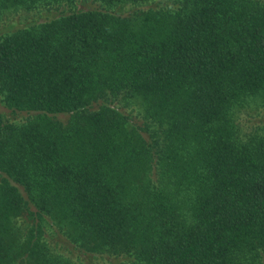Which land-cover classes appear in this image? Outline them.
Instances as JSON below:
<instances>
[{
  "label": "trees",
  "instance_id": "obj_1",
  "mask_svg": "<svg viewBox=\"0 0 264 264\" xmlns=\"http://www.w3.org/2000/svg\"><path fill=\"white\" fill-rule=\"evenodd\" d=\"M0 21V264H264V0Z\"/></svg>",
  "mask_w": 264,
  "mask_h": 264
},
{
  "label": "rangeland",
  "instance_id": "obj_2",
  "mask_svg": "<svg viewBox=\"0 0 264 264\" xmlns=\"http://www.w3.org/2000/svg\"><path fill=\"white\" fill-rule=\"evenodd\" d=\"M10 17H11V18H14L15 16H10ZM3 18H5V17H3ZM15 18L17 19L18 17H15ZM1 19H2V18H1ZM3 23H4V22H1V21H0V29L2 28V24H3ZM1 108H2V107H1V104H0V110H1Z\"/></svg>",
  "mask_w": 264,
  "mask_h": 264
}]
</instances>
